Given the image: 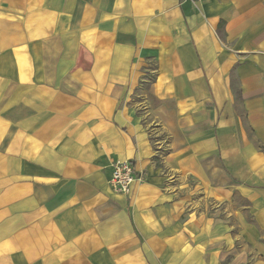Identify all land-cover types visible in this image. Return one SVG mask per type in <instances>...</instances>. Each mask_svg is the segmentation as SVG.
<instances>
[{"label": "crops", "instance_id": "crops-1", "mask_svg": "<svg viewBox=\"0 0 264 264\" xmlns=\"http://www.w3.org/2000/svg\"><path fill=\"white\" fill-rule=\"evenodd\" d=\"M0 264H264V0H0Z\"/></svg>", "mask_w": 264, "mask_h": 264}, {"label": "built area", "instance_id": "built-area-1", "mask_svg": "<svg viewBox=\"0 0 264 264\" xmlns=\"http://www.w3.org/2000/svg\"><path fill=\"white\" fill-rule=\"evenodd\" d=\"M194 4L198 0H183ZM140 178L135 175L133 166L128 162H116L113 168L110 184L115 194L128 196L131 193L133 184Z\"/></svg>", "mask_w": 264, "mask_h": 264}, {"label": "rangeland", "instance_id": "rangeland-1", "mask_svg": "<svg viewBox=\"0 0 264 264\" xmlns=\"http://www.w3.org/2000/svg\"><path fill=\"white\" fill-rule=\"evenodd\" d=\"M144 85H146V82L143 84V86L139 90V92H138L139 95L135 96V98L133 100V103H140L143 100L146 101L144 103L138 104V107L136 109V115L138 117H142L141 122H143V125L151 123V122L154 121L153 116L151 114H146L145 111H144V106H152L153 103H154L153 98H149V97L147 98V97L141 96V94H146V88H145ZM156 135H157V137L161 138L162 141L166 140L165 136L160 133V130H156V131L152 130L151 131V139H155ZM164 145L165 144H163V148L162 149H164V147H165ZM235 201H237V203L239 204L241 200L239 198H235Z\"/></svg>", "mask_w": 264, "mask_h": 264}]
</instances>
